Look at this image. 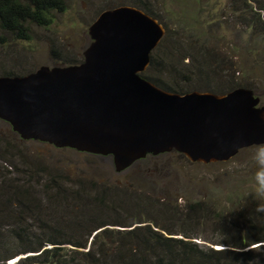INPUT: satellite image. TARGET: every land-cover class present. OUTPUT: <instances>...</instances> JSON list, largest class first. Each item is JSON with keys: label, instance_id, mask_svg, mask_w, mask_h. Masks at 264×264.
<instances>
[{"label": "rangeland", "instance_id": "rangeland-1", "mask_svg": "<svg viewBox=\"0 0 264 264\" xmlns=\"http://www.w3.org/2000/svg\"><path fill=\"white\" fill-rule=\"evenodd\" d=\"M63 1L46 25L27 23L29 39L0 26V77L81 63L89 26L128 5L165 28L144 77L181 93L247 88L264 106V0ZM259 148L208 164L172 149L116 171L109 155L24 139L0 118V264H252L239 255L249 248L264 264V246L255 247L264 242L228 246L264 231ZM82 214L101 227L86 228ZM48 237L63 240L41 246L63 247L59 263L31 259L40 252L29 248Z\"/></svg>", "mask_w": 264, "mask_h": 264}, {"label": "water", "instance_id": "water-1", "mask_svg": "<svg viewBox=\"0 0 264 264\" xmlns=\"http://www.w3.org/2000/svg\"><path fill=\"white\" fill-rule=\"evenodd\" d=\"M164 33L136 7L102 11L81 63L0 77V118L24 139L109 155L116 171L172 149L208 164L264 144V106L252 90L175 93L142 76Z\"/></svg>", "mask_w": 264, "mask_h": 264}, {"label": "trees", "instance_id": "trees-1", "mask_svg": "<svg viewBox=\"0 0 264 264\" xmlns=\"http://www.w3.org/2000/svg\"><path fill=\"white\" fill-rule=\"evenodd\" d=\"M53 10H59V11L64 10V1L63 0H0V26L3 30L13 34L14 36L18 38L29 39L30 33H29V28L27 26V23L29 22V23H35L38 25H46L47 23L50 22V19L48 17L50 15V12ZM149 14H151L153 17H156L152 13H149ZM151 61H152V57H151ZM151 61H150V64H151ZM142 76H143V73H142ZM144 78H147V77H144ZM147 80L151 81L158 87L165 89L167 91L181 93V92L169 89L168 87L166 88L163 85H161V83L159 84L156 81L151 80L149 78H147ZM94 220H95V223H94L95 227L100 228L101 223L96 219ZM80 222L85 223L86 228L94 226V224H90V222H92V219L90 217H86L83 214L81 215ZM43 227L44 229L50 228V226H48L47 224H45V226ZM252 227L253 226H250L251 229ZM41 231L44 232L43 229H41ZM97 233H105V232L100 230ZM70 240L71 242H73L72 239ZM44 242L52 243L55 245L63 244L61 243L63 242V240L59 238L48 237L46 241L41 239L40 242L35 243L37 245H34L29 248L30 249L29 252L31 250H36L34 252H40L39 254L32 256L31 259H37L40 262L45 261V263H51V262L59 263L60 261L58 257H60V251L62 250L61 248L63 247L55 246L51 249L41 250V246ZM261 242H264V231H261L260 233L256 234L253 239H241L240 241H236L234 243L230 242L231 245H228V246L242 249V248H247L253 244H258ZM74 244L75 246H78V247H82L83 245H86L85 242H79V241L74 242ZM260 246H264V245L260 244L255 247H260ZM251 249L252 248H249L248 252L246 253L242 252L243 254H239V255H244L243 257L248 256L249 261L252 262V264H257L256 262H254V259L251 256V253L254 251ZM218 253H222V252H218ZM225 253H230V252H228L227 250H224L223 254ZM231 260H232V263H235L239 259L237 260V259L231 258ZM240 264H243V261Z\"/></svg>", "mask_w": 264, "mask_h": 264}, {"label": "clouds", "instance_id": "clouds-1", "mask_svg": "<svg viewBox=\"0 0 264 264\" xmlns=\"http://www.w3.org/2000/svg\"><path fill=\"white\" fill-rule=\"evenodd\" d=\"M255 160L260 165V170L256 174L257 192L264 195V148L257 150Z\"/></svg>", "mask_w": 264, "mask_h": 264}]
</instances>
